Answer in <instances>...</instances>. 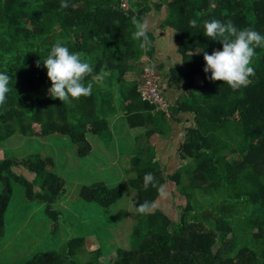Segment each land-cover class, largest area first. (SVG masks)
Returning <instances> with one entry per match:
<instances>
[{"label": "trees", "instance_id": "trees-1", "mask_svg": "<svg viewBox=\"0 0 264 264\" xmlns=\"http://www.w3.org/2000/svg\"><path fill=\"white\" fill-rule=\"evenodd\" d=\"M121 1L66 0L68 7L62 8L61 0H0L2 50L14 51L20 45L29 49L36 35L50 23L51 46L60 35L70 51L80 52L94 65L96 74L112 73L113 69L125 73L140 57L155 56V34L147 31L151 44L146 50L142 49L141 41L133 39L136 31L133 19L141 23L147 12L166 7L169 16L165 26L178 31L180 50L186 58L184 68L172 74L185 83V94L178 109L189 111L190 122L194 119L195 124L186 127L188 138L179 147L184 158L191 157L190 164L184 166L183 158H178L179 167L168 177L176 185H182L181 193L187 196L188 202L178 207L177 220L159 208L144 215L136 211L137 205L145 201L152 207L166 181L148 147L129 160L130 171L135 175L128 181L113 186L104 182L84 186L81 196L104 207L113 205L130 186L138 191L135 211L140 223L132 235L131 246L119 247L110 264H264V48L255 50L252 62L255 74L246 87L238 90L221 81L207 79L211 73L203 71V52H196L203 49L211 54L222 48L218 40L204 35L205 20H230L239 29L251 27L264 35V0H130L129 9L122 8ZM25 7L34 10L30 20L25 17ZM192 19H197L198 27L190 26ZM51 23L58 26L54 29ZM12 70V92L6 94L5 106H0V142L15 133L45 136L59 132L81 144L80 155L88 154L91 145L86 140V125L90 124V130L95 127L96 131L106 132V120L98 119L94 112L93 91L87 97L65 104L48 94L51 82L45 68L41 81L28 66L12 67ZM196 75L202 77L203 85L195 83ZM88 79L92 78L87 77L86 81ZM136 93L133 101L139 99L142 105L129 120L151 126L154 105L143 100L139 89ZM174 111L172 105V116ZM161 114L167 120L168 117ZM34 123H38L40 129L33 127ZM154 132L148 129L149 136ZM225 150H239L240 160L226 158ZM44 164V161L35 166L28 164V168L36 172L41 181L39 200L51 204L60 185L46 186ZM13 165L9 159L0 160V181L5 187L0 196V238L4 233L8 184L15 177L19 178L12 171ZM148 173L154 179L145 187L144 177ZM50 174L55 180L54 174ZM19 179L27 186L30 198L38 197L33 192V182L24 177ZM196 189L209 192L208 196L215 195L210 198V205L199 207L201 204L194 199ZM237 208L243 209L239 216ZM173 221L177 226L170 231ZM230 233L232 236L227 237ZM86 245L84 237H74L60 252L38 253L18 264H79L76 257L87 253ZM102 254L100 247L93 250L89 264H101Z\"/></svg>", "mask_w": 264, "mask_h": 264}, {"label": "rangeland", "instance_id": "rangeland-1", "mask_svg": "<svg viewBox=\"0 0 264 264\" xmlns=\"http://www.w3.org/2000/svg\"><path fill=\"white\" fill-rule=\"evenodd\" d=\"M164 10L167 11V8L165 7ZM24 14L30 20L34 10L25 7ZM49 24L46 23L43 32L36 35L29 49L20 45L14 51L8 52L0 47V72H7L10 76L13 73L12 67L28 66L37 79L43 80L42 61L50 52L53 38ZM51 24L54 25V29L58 26ZM6 27H8L7 24ZM3 37L0 35V46L4 41ZM54 40L55 42L65 41L60 35ZM205 46L208 47L207 44ZM38 60H41L40 67L36 66ZM195 79L199 83L197 85H203L200 75H196ZM11 86L10 83L8 93L12 92ZM70 116L72 117L73 114ZM190 124H195V120L193 119ZM33 127L40 129L38 123H34ZM183 137L182 142H185L188 138L186 130ZM90 147H94L93 151L82 156L78 154L81 144L74 143L68 135L59 132L45 136H24L21 133H15L6 140H1L0 160L9 159L14 162L13 173L19 178L24 177L30 183L33 182V192L38 197L30 198L27 186L19 178L12 176L14 179L10 181L7 188L9 198L4 214V233L0 238V264H18L31 259L38 253L60 252L74 237H84L87 242V253H80L76 257L79 264H89L93 250L99 247L103 250L99 258L100 263L110 264L116 258L119 247L131 246L132 235L135 234L136 226L140 223V217L135 211L137 189L130 186L119 200L108 207L84 199L81 196V190L86 185L98 182L113 186L122 181H128L135 175L134 171H130L132 163L129 160L139 153L135 152L136 148L142 146L117 145L103 141L101 144L97 143ZM131 151L133 152L130 153ZM206 152L210 153L211 150L206 149ZM224 153L226 158L236 161L241 158L239 150L234 152L225 150ZM178 156L183 158L184 166L190 164L191 157L184 158L180 149H178ZM40 161L45 163L43 167L47 175L46 186L60 185L51 204L39 200L41 194L39 192H42L41 181L37 179L36 172L28 168V164L35 166L40 164ZM153 162H158L154 155ZM173 164L179 167L178 161L159 165V170L166 181L162 184L160 194L149 212L159 208L173 220H177L180 212L178 207L187 205L188 199L181 193L182 185H176L175 181L168 177V174L173 172L168 165L173 166ZM50 173L54 174L55 180ZM185 180L184 177V183H186ZM4 188L3 182L0 181V196ZM208 194L209 192L195 190L194 199L201 204L199 207L205 208L211 204L210 198L215 195L208 196ZM236 212L239 216L243 213V209L237 208ZM176 226L177 222L173 221L169 227L170 231H174ZM231 236L232 233L227 235V237Z\"/></svg>", "mask_w": 264, "mask_h": 264}, {"label": "crops", "instance_id": "crops-1", "mask_svg": "<svg viewBox=\"0 0 264 264\" xmlns=\"http://www.w3.org/2000/svg\"><path fill=\"white\" fill-rule=\"evenodd\" d=\"M168 16L169 12L164 9L147 12L141 23L145 25L147 31L155 34L156 54L152 59L160 69L164 80L163 87L174 105L173 116L165 120L161 113L153 111L154 119L151 126L136 121L131 123V120H129V116L140 111V105H142L139 99L133 101V95L138 92V89L134 90V86L139 88L138 86L142 80L141 69L143 64L150 57L144 55L137 59L135 66L133 65L125 73L120 72L118 69H113L112 73L106 71L97 73L105 75L102 81L93 83L94 112L98 119L103 118L106 120V132L96 131L95 127L90 130V124L88 123L85 127V134L90 145L101 144L103 141L117 145H141L142 147L136 148L135 152H140L142 148H151L153 155L158 159L159 165H166L170 161H178V149L182 139H184V131L190 124L192 115L189 111L178 109L185 94V83L180 81L177 75L172 76V74L174 72L178 73L184 68L186 58L180 50L177 29L165 26ZM88 81H91V79H88ZM195 83L199 84L196 79ZM148 129H154L155 132L149 136ZM93 149L94 147L90 151H93ZM168 167L174 172L178 166L173 164V166L168 165Z\"/></svg>", "mask_w": 264, "mask_h": 264}, {"label": "clouds", "instance_id": "clouds-1", "mask_svg": "<svg viewBox=\"0 0 264 264\" xmlns=\"http://www.w3.org/2000/svg\"><path fill=\"white\" fill-rule=\"evenodd\" d=\"M61 7H68L66 0H61ZM133 23L136 25L133 39L141 41L140 47L146 50L151 44L146 27L135 19ZM189 24L193 28L198 27L197 19L190 20ZM203 33L209 39L218 40L222 44L220 50H213L211 54L203 49L196 51L203 52L205 62L203 71L211 73L207 79L226 83L233 90L246 87L250 83L249 78L255 74L252 62L256 56L255 50L264 48V35L251 27L239 29L230 20L222 22L218 19L203 21ZM42 63L51 82L47 90L48 94L65 104H71L74 99L91 95L93 83L102 81L105 75L96 74L92 63L80 52L70 51L62 41L53 43ZM36 66H41V60L36 61ZM87 77H91V81L86 82ZM11 81L12 77L7 72H0V106L6 103V94L10 91ZM153 179L150 173L146 174L145 187ZM150 209L151 205L147 201L136 207V211L141 215L147 214Z\"/></svg>", "mask_w": 264, "mask_h": 264}, {"label": "built area", "instance_id": "built-area-1", "mask_svg": "<svg viewBox=\"0 0 264 264\" xmlns=\"http://www.w3.org/2000/svg\"><path fill=\"white\" fill-rule=\"evenodd\" d=\"M130 0H122L120 6L124 9L130 8ZM142 80L139 91L143 100L154 105V111L164 113L167 117L172 116V101L166 95L162 83L163 76L158 66L151 57H148L142 68Z\"/></svg>", "mask_w": 264, "mask_h": 264}]
</instances>
